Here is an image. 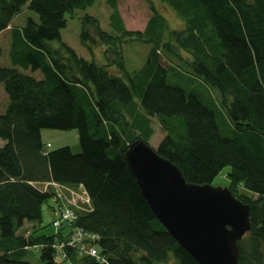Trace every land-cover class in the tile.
<instances>
[{"label": "trees", "instance_id": "obj_1", "mask_svg": "<svg viewBox=\"0 0 264 264\" xmlns=\"http://www.w3.org/2000/svg\"><path fill=\"white\" fill-rule=\"evenodd\" d=\"M135 1L148 6L142 28H128L119 0H107L105 29L86 11L95 0H0V264H199L155 216L125 158L133 141L150 142L154 121L164 131L158 153L188 181L212 183L229 167L228 187L251 207L240 264H264V0H160L181 27L154 0ZM24 7L38 20L12 24ZM78 9L81 43H100L103 62L62 40L67 14ZM137 39L153 48L130 71L124 44ZM162 49L189 64L204 92L169 80ZM42 128H78L81 152L45 149ZM55 185L86 189L92 207L78 209L75 223L99 235L104 259L57 256L69 225L54 224L65 203ZM49 200L50 234L35 225ZM32 250L40 262L26 259Z\"/></svg>", "mask_w": 264, "mask_h": 264}, {"label": "water", "instance_id": "obj_2", "mask_svg": "<svg viewBox=\"0 0 264 264\" xmlns=\"http://www.w3.org/2000/svg\"><path fill=\"white\" fill-rule=\"evenodd\" d=\"M125 158L150 208L199 264H240L239 241L251 229V207L227 186L188 181L148 141Z\"/></svg>", "mask_w": 264, "mask_h": 264}, {"label": "rangeland", "instance_id": "obj_3", "mask_svg": "<svg viewBox=\"0 0 264 264\" xmlns=\"http://www.w3.org/2000/svg\"><path fill=\"white\" fill-rule=\"evenodd\" d=\"M147 1V0H146ZM158 9L164 14L168 23L172 27H181L183 22L178 16L177 12L170 6L164 5L160 0H154ZM148 2V1H147ZM119 8L125 24L128 28L136 29L142 28L145 24L146 18L148 16V6L147 4H140L135 0H119ZM85 10V9H84ZM83 9L76 10L73 14H67V25L62 29V40L70 44L78 53L82 54L88 59H95L98 62H103V46L96 42L93 43L92 48H87L81 43L80 33H81V14L85 11ZM86 11L91 14L96 15L105 29H110L109 27V15L111 13V7L109 6L107 0H95L91 7H88ZM29 16L34 17L38 20V14L27 7L15 16L12 24L22 26ZM53 45H58L59 41H52ZM153 48L151 42H146L143 40H132L124 44V55L126 60V66L130 71L141 68ZM183 56H190L189 52L181 50L180 52ZM161 55L167 59L172 68L169 73V80L172 83L180 84L188 89H199L204 92V87L202 86L198 78L193 77L192 69L187 62L178 58L177 55L167 52L166 50H161ZM172 56V57H171ZM171 59V60H170ZM172 61V62H171ZM114 71H118L116 67H111ZM174 68V69H173ZM208 92L216 99L221 98L222 94L218 88H209ZM153 128L155 130L154 134L150 138V144L153 147H157L160 140L164 136V131L159 126L157 121H154ZM42 140L44 142V148L48 150H53L62 146H70L74 153L81 152V143L79 138L78 128L69 129H59V128H42ZM3 141L0 139V144ZM229 167L226 166L212 181L213 185L225 186L227 187L230 183V179L227 175ZM247 194H253L250 190H242ZM256 195V194H254ZM51 201H47L42 206V221H37L35 223L36 227L41 233H52L55 231V227L52 224V214L49 208ZM27 227V226H26ZM25 227L23 228V230ZM33 230V227H30ZM98 247V246H97ZM59 257V256H58ZM78 258L82 256H77ZM60 258V257H59ZM58 258V259H59ZM26 259L33 262H40V252L36 250L30 251L26 255ZM61 259V258H60ZM59 259V260H60ZM160 264H172L171 261L167 263Z\"/></svg>", "mask_w": 264, "mask_h": 264}, {"label": "built area", "instance_id": "obj_4", "mask_svg": "<svg viewBox=\"0 0 264 264\" xmlns=\"http://www.w3.org/2000/svg\"><path fill=\"white\" fill-rule=\"evenodd\" d=\"M55 186L57 187L58 197H62L65 203L58 205L57 210H55L54 224L61 227L63 223L67 222L69 225L64 239L54 245L57 256L68 261L72 256V252H76L77 256L89 255L99 260L103 259L96 245L99 235L86 231L82 226L75 223L78 209L84 210L92 207L86 189L83 186H81V189ZM55 201L59 202L60 198L55 199Z\"/></svg>", "mask_w": 264, "mask_h": 264}, {"label": "bare ground", "instance_id": "obj_5", "mask_svg": "<svg viewBox=\"0 0 264 264\" xmlns=\"http://www.w3.org/2000/svg\"><path fill=\"white\" fill-rule=\"evenodd\" d=\"M83 256H85V255H83ZM83 256H82V257H83ZM103 259H104V256H103ZM101 260H102V259H101Z\"/></svg>", "mask_w": 264, "mask_h": 264}]
</instances>
